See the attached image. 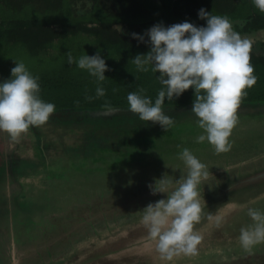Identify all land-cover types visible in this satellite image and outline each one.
<instances>
[{"label":"trees","instance_id":"trees-1","mask_svg":"<svg viewBox=\"0 0 264 264\" xmlns=\"http://www.w3.org/2000/svg\"><path fill=\"white\" fill-rule=\"evenodd\" d=\"M212 6L214 7L210 9ZM201 8L213 15L223 14L231 17V21L243 22L244 24L237 25L238 29L245 26L243 32L264 29V13L254 6L252 0H0V55L3 49L17 52L13 61H23L31 74L39 77L40 98L55 104L56 110L104 109L106 102L111 108L129 107L127 95L140 88L145 90L143 94L154 103L159 90L164 87L157 79L160 74L152 72L150 66L146 73L137 71L132 59L138 54L148 53L150 43L147 30L156 24L168 27L187 21L197 27L206 26V20L198 16ZM141 9L152 11L159 18L141 22L135 17ZM133 33L143 35L145 42L133 38ZM69 51L76 61L83 55L92 56L99 51L110 69L104 73L106 79L100 85L106 90L104 97L91 102L85 100L86 95H96V78L80 69L75 62L69 65ZM250 55L258 82L247 90V96L241 103L264 102V43L253 45ZM28 57L34 62L43 61L29 64ZM10 78L11 72L3 68L0 71V83ZM113 89L117 91L113 92ZM194 99L195 90L190 88L178 98H165L163 107L190 105L194 103ZM75 129L80 132L77 134L78 144L73 152L80 161L74 164L77 163L81 165V169L92 172V181L101 183L100 186L97 185L98 189L121 184L124 185L121 188L122 194L132 192L133 189L135 192L133 187L138 182L131 184L126 170L139 165L144 157H152V152L143 151L135 139L126 136L119 129L116 118L98 120L89 116L84 122L80 121ZM8 136L6 132L0 131L1 142H7ZM128 140L135 142V145L128 143ZM17 150L19 152L14 155L13 167L12 164H7L5 153H0L1 167L9 169L12 176L9 180L1 178L0 174V238L5 239V242L0 240V264L11 263L8 242L13 233L10 229L11 200L7 184L12 182L14 187H18L13 206L16 211L22 209L26 213L25 210L34 205L25 202L29 197L18 173L25 169L30 175L36 168L28 161L22 169L20 158L24 152L23 144ZM212 158V163H215L222 156L214 153ZM181 168L183 169L182 166ZM206 182H209L208 179ZM81 187L87 189L85 185ZM87 193L91 194L88 191ZM214 194L216 197L212 202H219L223 197L219 188ZM64 198L65 196H61V204ZM24 202L29 206H25ZM89 202L90 200L83 204L86 206ZM210 206L211 204L204 205L205 208L213 210ZM211 213L212 216L213 212ZM71 223L72 220L69 224ZM106 223L104 221L100 227L104 229ZM35 231L34 236H37L39 231ZM94 238L101 240L102 236L95 232ZM48 259H52V256ZM138 263L141 264V260Z\"/></svg>","mask_w":264,"mask_h":264},{"label":"clouds","instance_id":"clouds-1","mask_svg":"<svg viewBox=\"0 0 264 264\" xmlns=\"http://www.w3.org/2000/svg\"><path fill=\"white\" fill-rule=\"evenodd\" d=\"M252 3L264 13V0H252ZM198 16L206 20V26L197 27L185 21L168 27L156 24L147 30L150 50L138 54L132 63L139 72H148L150 66L152 72L160 74L157 79L164 87L154 103L143 94V88L130 92L128 110L138 114L140 121L159 124L167 132L175 119L163 110L165 98L173 100L192 88L195 99L191 111L197 126L203 130L196 142L207 141L215 154L220 155L231 151L230 137L239 122L237 110L247 90L258 82L251 64L253 41L235 31L228 16L213 15L203 8ZM132 35L145 42L143 35ZM67 59L69 65L75 62L96 78V95H86L85 100L91 102L106 95L100 85L106 79L104 73L110 69L99 51L92 56L83 55L78 61L69 51ZM14 62L11 78L0 83V131L19 143L32 127L45 125L56 106L40 98L39 77L33 76L23 61ZM104 107L112 110L107 102ZM178 159L186 167V175L175 180L164 175L155 184H149L153 195L166 193L167 198L148 204L141 219L155 251L164 261L181 255L197 256L203 240L195 226L204 217L201 200L206 202L201 198L200 185L209 178V169L188 148L182 149ZM247 215L253 223L241 227L238 239L244 251L251 255L257 245L264 244V209L248 208ZM215 219L219 226L222 218Z\"/></svg>","mask_w":264,"mask_h":264},{"label":"water","instance_id":"water-1","mask_svg":"<svg viewBox=\"0 0 264 264\" xmlns=\"http://www.w3.org/2000/svg\"><path fill=\"white\" fill-rule=\"evenodd\" d=\"M232 22L233 26L244 24L240 21ZM240 35L252 39L253 44H257L258 42L264 43V29ZM192 107L193 104L164 107L165 114L175 119L174 126L167 132L159 124H153L151 121H140L138 114L131 113L128 107L111 108V111L106 108L56 110L45 125L32 127L24 135V137L28 136V140L27 138L23 140L24 152L20 158L21 168L23 169L28 161L36 168L34 173H30L31 176L27 174L28 172H25V169H20L21 171L18 173L20 175L19 179L29 197L25 199V202L32 204L35 201L34 198L40 197L39 201L34 203L33 208L36 206L37 210L38 208L40 209L39 212H50L54 210L51 208L52 200L55 199L54 194H60V187H64V189L68 187L82 188L81 186L84 185L83 182L85 181L88 184L85 191L92 193L99 188L98 186L101 183L92 181V172L89 173L85 169H81V165L74 164L80 161V158L76 157V154L73 152V149L78 144L76 141L77 134L80 132L76 131L75 127L80 121L84 122L89 116L98 120H112L116 118L119 129H122L126 136L135 139L143 151L152 152L153 156L150 155L152 157H144L139 161V165L132 166L126 170V176L130 175L128 177L130 181H132L131 177L134 178L133 182L137 181L138 183L141 181L145 182L147 178L158 180L162 169L168 168V166H184L182 161L178 159V154L183 148L190 149L197 158L199 156L205 157L203 159H205V164L208 166L209 177L212 178L216 172L213 171L215 164L212 163V157L215 152L207 141L204 143L196 142V138L203 134V130L197 126L196 118L191 111ZM237 114L239 122L233 129L230 140L233 142V145L236 144L242 148H246L251 142L258 139L256 136L259 135L251 133L249 127L251 128L254 124L263 123L261 121L264 118V102L241 103ZM107 127L110 126L108 125ZM173 135L174 139H172ZM261 137H264V135L261 134ZM128 143L135 145V142L132 140H128ZM38 155H41V157L38 158ZM180 170L181 168L177 169L178 175L176 177H180V174L186 175L187 171L180 173ZM184 170L187 169L184 168ZM153 180L150 182L155 183L156 181ZM233 181H230L232 182V186L227 194H223L222 198L224 199L220 205L225 203V199L229 203L231 199L234 200L243 195L246 200L248 197H251L248 200L253 201H259L264 198V169L255 170L249 175L242 176L235 183ZM255 192L261 195L258 194L259 196L257 197ZM31 196L33 197L31 198ZM217 203L213 202L210 206L213 209L209 210L208 213L211 216V212H213L211 219L208 217L209 219L204 221L203 224L195 227L202 237L206 236L205 232L209 233L212 228L215 229L217 226L215 219V216L219 212V208L216 206ZM222 220L221 223L223 222ZM137 224L142 226V228L144 227L141 222ZM222 227L219 226L215 230V233ZM233 240V236L226 238L227 242H233ZM202 241L206 240L203 238ZM135 243L136 239L133 240L132 244L135 245ZM79 253H84V251L78 250L74 254H69L47 264H72L69 263L70 258ZM127 253L128 264H140L138 263L139 260H141V264H158L156 258H152L156 257V254L159 256V253L155 251L153 242H149V244L143 245L139 249L133 248ZM170 263L177 264L176 260Z\"/></svg>","mask_w":264,"mask_h":264},{"label":"rangeland","instance_id":"rangeland-1","mask_svg":"<svg viewBox=\"0 0 264 264\" xmlns=\"http://www.w3.org/2000/svg\"><path fill=\"white\" fill-rule=\"evenodd\" d=\"M214 6H212L210 9H212ZM154 10V9H152ZM156 11V10H154ZM222 16H227L220 14ZM136 18H139L141 22H147L150 18H159V15L152 12V11H146L144 9H141V12L135 16ZM229 17V16H228ZM231 19V17H230ZM157 20V19H156ZM151 28V27H150ZM149 28V29H150ZM8 54V55H5ZM17 52H11V51H3L1 50L0 55V71L4 68L5 71H10L13 67H15V62L13 61L14 58H16ZM27 61L29 64L33 63V59L31 57L27 58ZM43 60L34 62L35 64H38L42 62ZM28 136L24 137L20 140L19 143H14L10 136H8L7 142H1L0 141V153H5V158L7 159V164L13 165V159L14 155H16L19 150L18 147L23 144V140H25ZM24 147V145H23ZM23 154V153H22ZM222 158H220L221 162L214 163L215 168H213V171L217 172L215 173V176L212 178H208V181L216 182L214 183L216 186L219 184L222 185L226 182V176L224 174V171L226 170L228 174V170H232L233 168L239 167L238 164H235L234 158H232L231 152L228 153H222ZM2 156L0 155V158ZM41 155H38V158H40ZM1 160V159H0ZM245 165V162L243 163ZM60 165V164H59ZM230 165V166H229ZM13 167V166H12ZM10 167V168H12ZM61 167V165H60ZM173 167V166H168ZM242 168V167H240ZM184 169V168H183ZM223 169V172L221 171ZM174 170V168L172 169ZM9 171V170H8ZM187 171V170H184ZM221 171V172H220ZM10 172V171H9ZM171 173V172H168ZM0 174H3L2 167L0 165ZM182 175V174H180ZM169 179H179L180 177H173L172 175L169 176ZM131 184L133 182V177ZM163 175L159 174V179H162ZM79 179V177H78ZM70 180V179H69ZM153 180V178H147L145 182L141 181L138 183V185L133 188H135L132 192H127L126 194L121 193V188L124 185H117L115 187H101V189H97L93 191L90 195H87L82 193V188H77L76 190L74 187H68L66 190L64 187H60V194H54L55 199L52 200L51 208H54L53 211L45 212L43 215H41L38 219H36L37 222L42 223L41 227L44 233H39L37 235L39 240H33V241H23L22 244L20 242H16L13 238L10 239V242H8V245L11 249V263H13L12 259L14 258L13 255H15L17 262L15 264H40V262H44V260H47L51 254L52 258L55 257L56 254H59L61 247H64V245L68 244V246L73 244L75 246V249L79 248L81 245L76 242L81 241L84 239V237L80 238L76 242H71V239H74L75 236L71 234V232H74L79 234L82 233L85 229V226L82 224L86 223L88 224V220H92V246L89 247H83L85 249L84 253L75 254L74 257L70 258V262L72 264H128L127 258L128 255L126 254L127 251H125V248L133 245V240L136 239V243H142L146 242L143 245L149 244L150 238L148 236V231L145 227L142 228V226L138 225L137 223L141 222V220H137L136 222L132 221L129 223H122L118 226L111 228L108 231H113L110 234H105L103 227H99L103 224L104 221L106 222H119L120 220H126L129 218L128 211H125L128 207H133L137 209V206H140L141 204H145L147 206L150 203L157 202V199H166L167 194L166 193H157L153 195L148 187L149 184H153L150 182ZM156 181V180H153ZM77 183V182H76ZM85 186H88V184L84 181L83 182ZM213 184V183H212ZM229 184V183H228ZM143 185V186H142ZM8 190L11 193V200L14 204V200L17 193L18 187H14L13 183L10 182L8 185ZM100 186V185H99ZM227 186V184L224 187H221V190H224V188ZM92 187V186H91ZM139 187V188H138ZM125 189V187L123 188ZM137 189V190H136ZM77 191V192H76ZM75 193L76 197H80L75 199L73 194ZM228 190H224L223 194H227ZM247 193V192H246ZM102 194V196H101ZM135 195V197L133 196ZM245 194V193H243ZM61 196H65L64 200H62L61 204ZM151 201H148V198ZM91 197V198H90ZM142 197H144L142 199ZM14 198V200H13ZM241 199V200H238ZM248 199H251V197H248ZM86 203V206L83 204ZM246 198L243 196L237 198V199H231L229 202V205L232 207H235L236 209H240L244 207L246 204ZM263 199L256 201L254 203L259 204ZM236 201H243L239 202L241 205L238 208L239 203H236ZM94 206H93V204ZM81 203V204H80ZM234 205H233V204ZM228 204L227 201L223 203L222 205ZM232 204V205H231ZM15 206V204H14ZM67 210L62 211L64 208H67ZM61 213L62 215H60ZM246 213L244 214L245 220L249 222V224H252L250 221V217ZM16 219H17V215ZM50 216V217H47ZM61 216V217H60ZM116 216V217H114ZM139 218H142V212ZM62 218L64 219L65 223L67 225L66 232L59 231L61 224H62ZM70 220H72V223H70ZM139 221V222H138ZM239 222H241V225H243V220L238 219ZM48 222L51 224L53 229H56L54 231H51L48 226ZM80 222V225L78 223ZM82 222V223H81ZM128 226L126 227V225ZM37 228V225H35ZM120 228L118 231L117 229ZM142 228V229H141ZM218 227H215V229H211L209 233L205 232V237H203L206 242L209 249L199 252V254L195 257H191L190 261L183 264H264V244L257 245L254 249V254H248L244 251V249L241 247V245L234 246V242H225V248H222L220 244H216V247L213 245L214 239H220L221 236L215 233V230ZM241 229V228H240ZM95 230H101L99 231V234L102 236L101 240H96L94 238V231ZM116 230V231H115ZM226 230V229H225ZM231 231L226 232H220L219 234L227 233L229 234ZM214 233L216 235H214ZM18 234V233H16ZM71 234V235H70ZM34 235V234H33ZM240 235V232L237 234ZM204 236V235H203ZM14 237V236H12ZM236 237V235H234ZM0 240L5 242V239ZM25 240V239H23ZM31 245V246H27ZM139 245L138 249L141 248ZM137 248V247H136ZM212 248V249H211ZM226 248H236V249H230V250H224ZM17 252V253H16ZM53 252V253H52ZM66 250L64 253H67ZM156 261L159 263H164L167 261L161 260L160 255L158 256L156 254ZM57 259V258H56ZM56 259L54 261H56ZM141 259V258H140ZM185 258L176 259V263H180L178 261H181ZM45 264V263H44Z\"/></svg>","mask_w":264,"mask_h":264},{"label":"flooded vegetation","instance_id":"flooded-vegetation-1","mask_svg":"<svg viewBox=\"0 0 264 264\" xmlns=\"http://www.w3.org/2000/svg\"><path fill=\"white\" fill-rule=\"evenodd\" d=\"M234 21V20H232ZM178 24V23H177ZM245 27V26H244ZM243 27V28H244ZM243 28H239L236 26H234V30H236L237 32H239L240 34H243V33H246V32H243ZM260 42H258L257 44H259ZM257 44H253V45H257ZM263 123L261 124H254L251 126V128L249 127L250 129V132L251 133H254V134H258L259 136H256L258 139L251 142L249 144L248 147L246 148H242L240 145H236L234 144L232 149H231V154H232V158H234V162L235 164H238L239 167L238 169L237 168H233L232 170H228V174L226 172V170L224 171V174L226 176V182L223 183L222 185H218L216 186L214 183L216 182H206L204 181L201 185H200V193H201V198H204L206 204H204V201L203 199L201 200V203L203 205V211H204V217L203 219L201 220V222L197 225H200V224H203L204 221L208 220L209 218V214L207 213L208 210H210V208H205L204 205H210L212 204V198H215L216 195L214 194L216 189L219 188L220 191L223 193L224 190H228L229 192V189L231 188L230 186L231 185H228V183H230V181L234 180L233 182H237L239 179L242 178V176H246V175H249L250 173L254 172L255 170H262L264 169V137H261V134L264 135V118L262 119ZM221 155V154H220ZM205 157L203 156H199L198 159L205 164V159H203ZM203 159V160H202ZM217 161H221V160H217ZM223 162V161H222ZM221 162V163H222ZM245 162V165L243 164ZM218 163V162H217ZM224 163V162H223ZM183 164V162H182ZM184 165V164H183ZM14 166V165H12ZM230 166V165H229ZM183 168H186L185 166H182ZM242 167V168H240ZM174 168V170H172ZM178 168H181L179 166H173V167H169V168H164L161 170V175H165L167 176V178H170L169 176H177L178 175V172H177V169ZM3 170V173H6L5 175L2 174L1 175V178H8L9 180H11V174L9 173V169L6 170L4 168H2ZM6 170V171H5ZM223 172V169L221 170ZM220 171V172H221ZM168 172H171V173H168ZM184 172V169L181 168L180 170V173H183ZM217 173V172H215ZM241 177V178H240ZM213 183V184H212ZM155 184V183H153ZM227 184V186L224 188V190H221V187H224L225 185ZM9 185V183H8ZM76 190V188H74ZM84 194L87 193V191L83 190L82 191ZM256 193V194H255ZM255 193H252V194H255L257 197L261 194H259L258 192H255ZM264 193V192H263ZM10 192H9V197L11 198L10 196ZM259 194V195H258ZM73 196L75 197V199L79 198V197H76L75 193L73 194ZM87 196V195H86ZM133 196L135 197V195L133 194ZM33 196H31L32 198ZM91 198V197H90ZM144 197H142L143 199ZM146 198H148V201H151L149 199V197L146 196ZM40 197H37V198H34V203H37L39 201ZM224 198H222L218 203H217V207L219 208V212L217 213V216L221 217L223 220V224L220 223L219 226H223L221 229L217 230L216 231V234H218L219 236H221L220 239H214L212 242H213V245L216 247V244H220V246L222 248H225V242L226 241V238L228 237H231L234 235H236V237H234V246L236 245H239V235H237L239 232H240V228L243 227V226H247L249 225V222H247L245 220V217L244 214L246 213L247 209L248 208H258V209H264V200L261 201L259 204H256L254 202L256 201H253V200H245L246 201V204L244 205L243 208L240 207V209H236L235 207H232L228 204L226 205H220L222 203V200ZM11 200V199H10ZM14 200V198H13ZM160 200V199H157V201ZM225 201H227L225 199ZM224 201V202H225ZM239 202H243V201H236V203H239ZM25 203V202H24ZM14 204H15V200H14ZM14 204L12 203V200H11V213H10V229L12 230V233L14 237H12L14 240L16 238V235H17V238H16V242H20V244L23 243V241H33V240H39L37 236H34V232L35 229L39 231V233H44V231L42 230V228H38V227H41L42 223L40 222H37L36 219H38L41 215H43L45 212H39L40 209L38 208V210L36 209V206L35 208H33L32 206L29 207V210L26 209L25 207V211L26 213L24 212V210L20 209L19 211H16L13 207ZM154 204V203H153ZM233 204V203H232ZM231 204V205H232ZM234 205V204H233ZM241 205V203H239L238 205V208L239 206ZM25 206H29V204L25 203ZM134 207V206H133ZM133 207H128L126 208L125 211H128V216L129 218H127L126 220H120L119 222H115V221H112V222H107L106 223V228L104 227V233L105 234H110L112 233L113 231H108L110 230L111 228H114L116 226H118L119 224H122V223H129V222H136L137 220H139L141 216H136V215H140V213L142 212V215H143V209L146 207L145 204H141L140 206H137V209L133 208ZM54 209V208H53ZM67 208H64L62 211H65L67 210ZM60 215H62L61 213H59ZM17 215V219H16V216ZM247 215V214H246ZM47 217H50V216H47ZM61 217V216H60ZM116 217V216H114ZM238 219H241L243 220V225H241V222L238 221ZM250 221L252 222L251 218H250ZM82 223V222H81ZM253 223V222H252ZM118 224V225H117ZM35 225H37V228L35 227ZM78 225H80V222L78 223ZM83 226H85V229L82 233H74V232H71L72 235L75 236L74 239H71L72 241L71 242H76L80 237H85L84 240L82 241H79V242H76L77 245L80 244L81 246L77 249H75V246H73V244L69 245L66 244L64 245V247H61L60 249V252L59 254H56V256L52 259H47V260H44V262H40V264H47L49 263L51 260V262H53L56 258V260L60 259V258H63L69 254H74V252L78 251V250H82V251H85V249H83V247H89V246H92V220H88V224L84 223L82 224ZM196 225V226H197ZM48 226H49V229L51 231H54L56 229H53L51 224L48 222ZM128 226V224L126 225V227ZM195 226V227H196ZM219 226H216V227H219ZM100 227V226H99ZM35 228V229H34ZM115 229V228H114ZM120 228L117 229V231L119 230ZM226 229V230H225ZM67 230V226H66V223L64 221V219L62 218V224H61V227H60V230L59 231H62V232H66ZM99 231L101 230H95L93 235H95V232H97L99 234ZM116 231V230H115ZM226 231H231L229 234L227 233H224V234H219L220 232H226ZM18 233V234H16ZM70 234V235H71ZM214 234V235H216ZM100 235V234H99ZM216 235V236H218ZM25 239V240H23ZM148 242V241H146ZM146 242H142V243H137L135 245H131L127 248H125V251H130L132 250L133 248H136L138 247L139 245H143L144 243ZM149 242H152V241H149ZM229 243V242H228ZM27 246H31V245H27ZM199 247V252L201 253V251H204V250H207L209 249L208 246H207V242L206 241H202L201 245L198 246ZM212 249V248H211ZM230 249H236V248H226V249H222V251L224 250H230ZM68 251L67 253H64L65 251ZM17 253V252H16ZM53 253V252H52ZM128 255V253H126ZM52 256V254H51ZM13 263L12 264H15L17 262L16 260V257L15 255H13ZM181 258H185L181 261H178V262H186L187 260H189L191 257H187V256H179V257H175L172 261L176 260V259H181ZM171 261H167V262H164V263H159V264H171L170 263Z\"/></svg>","mask_w":264,"mask_h":264}]
</instances>
